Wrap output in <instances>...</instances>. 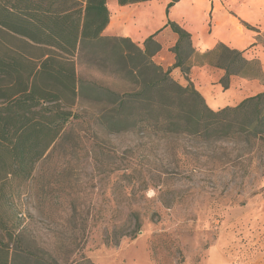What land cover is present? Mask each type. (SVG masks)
Instances as JSON below:
<instances>
[{"label": "trees", "instance_id": "16d2710c", "mask_svg": "<svg viewBox=\"0 0 264 264\" xmlns=\"http://www.w3.org/2000/svg\"><path fill=\"white\" fill-rule=\"evenodd\" d=\"M179 1L172 0L167 15ZM107 4L108 0H0V33L22 44L0 47V264H92L76 242L63 245L59 258L43 249L23 226L18 207L42 160L77 151L81 137L70 134L67 126L82 119L79 109L95 111L98 125L109 135L186 136L264 149V92L214 111L190 80L195 55L206 58L198 65L224 71L220 84L225 90L233 77L264 78L260 60L223 43L200 53L192 35L169 20L164 28L178 40L171 49L176 62L165 69L154 60L162 50L156 39L160 31L142 47L130 38L103 35L110 23ZM260 39L261 35L258 43ZM79 65L102 69L105 77L121 83V89L80 77ZM174 69H180L186 85L172 77ZM95 146L103 158L115 157L104 146ZM105 167L112 173L129 170L103 162ZM76 216L73 211L70 222ZM132 216L133 230L116 236L134 237L140 231L138 214Z\"/></svg>", "mask_w": 264, "mask_h": 264}, {"label": "rangeland", "instance_id": "374dc122", "mask_svg": "<svg viewBox=\"0 0 264 264\" xmlns=\"http://www.w3.org/2000/svg\"><path fill=\"white\" fill-rule=\"evenodd\" d=\"M20 46L0 33L2 49ZM257 49L264 53V34L249 51ZM77 68L84 79L121 89L100 68ZM227 92L237 106L264 92V78L233 77ZM78 111L82 119L67 126L81 137L77 151L42 160L18 202L23 226L43 249L59 258L63 245L76 242L92 264H264V149L186 136L109 135L95 111ZM95 144L115 157L103 158ZM103 162L129 170L112 173ZM132 213L140 231L119 238L135 227Z\"/></svg>", "mask_w": 264, "mask_h": 264}, {"label": "crops", "instance_id": "0c3cea01", "mask_svg": "<svg viewBox=\"0 0 264 264\" xmlns=\"http://www.w3.org/2000/svg\"><path fill=\"white\" fill-rule=\"evenodd\" d=\"M171 2L172 0H153L120 6L117 0H109L107 6L110 23L103 35L130 38L142 47L147 38L160 31L156 39L162 50L154 60L168 69L176 62L171 49L178 40L169 27L164 28L170 20L192 35L193 45L200 53L223 43L232 49L244 51L249 59L261 60L264 66L263 51H249L258 44V36L264 34V0H180L170 8L167 15V7ZM139 5L148 8H144V11L134 9ZM130 24L133 25L130 27ZM198 64L192 69V82L197 85L198 92L208 107L214 111L234 107L231 104V93L220 84L224 71ZM172 75L180 84L183 82L180 69H174Z\"/></svg>", "mask_w": 264, "mask_h": 264}]
</instances>
